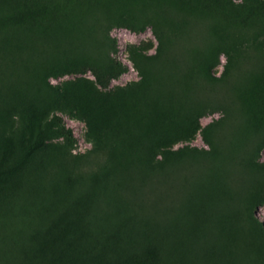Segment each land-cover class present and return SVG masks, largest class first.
<instances>
[{
  "label": "rangeland",
  "instance_id": "1",
  "mask_svg": "<svg viewBox=\"0 0 264 264\" xmlns=\"http://www.w3.org/2000/svg\"><path fill=\"white\" fill-rule=\"evenodd\" d=\"M0 264H264V0H0Z\"/></svg>",
  "mask_w": 264,
  "mask_h": 264
},
{
  "label": "trees",
  "instance_id": "2",
  "mask_svg": "<svg viewBox=\"0 0 264 264\" xmlns=\"http://www.w3.org/2000/svg\"><path fill=\"white\" fill-rule=\"evenodd\" d=\"M126 28L128 29H135L133 28L132 25L130 24H125ZM118 65V69L116 70L117 71V74H121L125 71V68H123L119 63H117ZM63 136H65L67 139H70L72 137V131L71 129H67L65 132H61ZM204 141L205 143L208 145L209 148L211 149H214L217 145V142H216V139L213 135H211L210 137L208 136H204ZM91 161H96L95 157H92ZM201 159L200 157H197L196 159L192 160V162L190 163L191 167V170L194 169V171L196 172L197 176L198 177H201L203 175V173L205 172L206 170V167L208 166L207 164H202L201 163ZM92 165V163H91ZM100 166L102 165V163L99 164ZM173 167V166H172ZM171 169V167H164L162 169H156L154 170L153 172V176H164L167 172H169V170ZM199 171V173H197ZM146 173V172H145ZM189 174L191 176H193L194 174L192 172H189ZM198 174H202L201 176L198 175ZM192 185L188 186V187H191ZM187 187V189H188ZM130 192L129 190H124V199H125V203H126V206H127V209H126V216L127 217H130L132 215L133 212H135V205H137V199L135 198H132V196L128 193ZM184 200L185 198L184 197H180L178 198L177 201H175V204H176V207L173 211V218L175 219H179L181 220L182 217L185 215V212H184V209H185V205H184ZM138 218H142L143 220H149L150 219V216L149 214H146L145 216H137ZM204 239H210V236H208L207 234L204 236Z\"/></svg>",
  "mask_w": 264,
  "mask_h": 264
}]
</instances>
